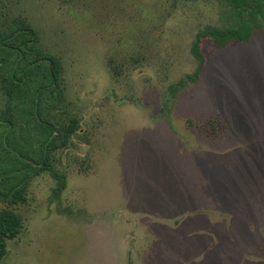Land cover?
<instances>
[{
	"label": "rangeland",
	"instance_id": "1",
	"mask_svg": "<svg viewBox=\"0 0 264 264\" xmlns=\"http://www.w3.org/2000/svg\"><path fill=\"white\" fill-rule=\"evenodd\" d=\"M237 8L0 0V37L33 39L62 70L39 95L45 63L25 84L13 60L0 67V193L25 188L23 202L0 200L22 221L0 264H264V6L244 13L247 42ZM35 105L59 134L76 121L52 172L20 159L46 150Z\"/></svg>",
	"mask_w": 264,
	"mask_h": 264
},
{
	"label": "trees",
	"instance_id": "2",
	"mask_svg": "<svg viewBox=\"0 0 264 264\" xmlns=\"http://www.w3.org/2000/svg\"><path fill=\"white\" fill-rule=\"evenodd\" d=\"M261 1V0H260ZM234 6L238 5L236 9L239 13L241 18L238 19L240 21V34H241V41H249L250 36L252 34V29L254 27L253 21H247L244 19L245 12H251L253 16H260L262 15L261 9L264 6L255 3L250 4L247 0H232ZM253 5V6H252ZM259 8V12L255 13V9ZM258 10V9H257ZM256 25V22H255ZM26 31L29 32V30ZM29 35L32 37L33 33L29 32ZM206 35V34H204ZM208 35V34H207ZM210 35H215L214 32H210ZM2 36V35H0ZM6 36V35H5ZM0 37V67L2 66H9L11 60H13L12 67L10 70V80L17 83V84H25L27 80L33 75L32 69L33 67L37 66L40 63H45L48 72L49 84L46 87H41L38 90V94L41 95L43 93H51L54 91L53 88H58L60 86V79H61V64L57 58L49 55L43 54L36 50L33 45V39L31 38H23L18 43H13L11 41H7L8 37ZM202 35H199L197 40L195 41L192 53L194 56L199 60V67L193 77H191L192 81H197L199 78L200 73L202 72L203 65H204V56L201 51V42H202ZM33 38V37H32ZM216 40L219 44H223V39L225 41H232L236 38L233 32L225 33L223 39L217 37ZM10 39H13L10 38ZM222 41V42H221ZM31 52V53H30ZM28 60V62H27ZM20 72H19V71ZM18 72L20 75H18ZM35 120L44 132L48 135V141L45 145L46 150H43L40 160L35 162L34 160H30L27 157L20 154V159L37 166L41 170H48L53 171L52 165L50 163V150L54 151L60 148L61 146H65L70 142V136L73 135L76 131V121H72L66 128H64L63 134H59L56 131V128L53 124L48 123L45 121L38 110V107L35 105ZM11 126V124H10ZM24 192L25 188L21 185H17L12 187L8 193L3 194L0 193V200L4 198H9L10 202L12 203H19L24 201ZM22 229V221L19 215H17L12 210H4L0 213V261L6 256L7 254V245L8 241L15 239Z\"/></svg>",
	"mask_w": 264,
	"mask_h": 264
}]
</instances>
